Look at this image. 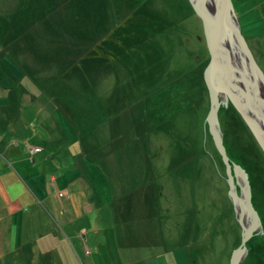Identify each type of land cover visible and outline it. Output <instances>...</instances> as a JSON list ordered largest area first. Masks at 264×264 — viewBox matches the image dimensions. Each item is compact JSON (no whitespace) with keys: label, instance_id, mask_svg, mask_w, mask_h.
I'll return each mask as SVG.
<instances>
[{"label":"rangeland","instance_id":"rangeland-1","mask_svg":"<svg viewBox=\"0 0 264 264\" xmlns=\"http://www.w3.org/2000/svg\"><path fill=\"white\" fill-rule=\"evenodd\" d=\"M25 1L0 0V15L3 13L7 16L12 15L13 29L18 30L16 33L9 32L6 23L8 19L0 21V35H5L7 38L3 41L4 44L0 38V92L5 86H9L7 92L9 97L13 96V92L18 94L21 100L15 105L24 108L25 114L31 116L29 125L24 126V129L28 131H21L20 136H23L25 132V136L32 138L31 142L44 146L43 148L34 145L19 154L29 156L28 163H31L33 157L36 164L34 169L42 170L41 188L46 187L50 190L51 196L49 201L45 203L40 201L39 205L43 210L45 206L47 207L45 213L49 221L53 223L57 237L52 238L45 245V252L49 253L46 258H42V255L41 258L38 257L39 252H43L44 249L40 246L41 243L38 245L36 240L32 246V259L25 260L27 255L29 257L30 249L20 245L18 250L23 253L19 254L16 250L18 243L13 241L9 246L6 244V237L0 235V264H176L181 262L182 258L184 263L187 260V264H227L232 249L242 243L244 237L241 234L245 231L244 227L255 229L244 242L246 250L243 252L241 263L256 264L262 259L264 264V179L260 181L252 177L251 180L254 181L249 183L251 188L249 195L238 187L235 189L233 199L229 194V186L224 182L228 176L222 175L224 167L227 168L229 165V169L234 168L236 162L254 171H259L264 165V149L253 133L242 126L237 108L234 105L229 106L228 113L231 116L229 122L235 124V128L238 125L239 132L243 133L248 145V154L243 153V150L235 149L238 154L235 158L236 162L227 161L228 165L222 163L223 160L220 162L212 147L205 148L202 144L198 123L203 112L201 110L205 105L202 107L195 105L193 110H191L193 107L185 109L184 113L175 117L172 120L173 123H170L163 131L167 134L175 130L177 133H182L183 137L189 136L192 140V148L185 144L183 147L179 145V150L183 149V153H187L186 149H192L190 152L198 158L200 166L188 165L189 163L180 166L175 162L176 157L172 155L171 149L160 145L156 148L151 138L149 139V135L155 132L161 133V131L156 128L144 130L146 116L139 105L131 107L123 104L122 112L124 113L122 117L119 116L120 120L117 118L110 125L105 123L104 127V120L100 118L95 129L91 131L88 128L92 125L80 121L76 125L73 124V131L66 134L67 139L60 138L57 132H53V128H49L51 122L49 123L43 115L47 110L45 107L48 103L47 99H51L49 101L51 108H56L58 101L60 107L63 104L73 113L78 112V117L82 116L79 109L72 108L77 105L71 104L73 101L71 96H77L87 82L81 69L72 73L70 68L75 65L71 58L72 53L61 49L62 45L68 44L73 53H77L80 48L73 49L61 33V28L66 26L68 19H76L77 12L69 10L72 3L65 0L62 4L61 1L48 3L43 10L53 16L50 20L52 28L47 33L44 26L39 25L40 27L37 26L36 29L33 25L35 31H40L35 34L31 25H29L30 31L25 27V24L29 22L25 18L26 11L21 10V7H25ZM156 1L158 2L157 9L158 6L163 8L165 4L176 6L174 1L177 2L179 22L173 21V23L179 34L185 33L184 41L190 45L187 55L192 58L195 55L199 57L193 62L196 71L183 65L173 67L175 71L181 67L184 69V73L177 71L178 80L195 84L194 90L187 91L186 88L179 90L175 102L182 98L186 100L198 93L202 94L203 91L207 94L200 72L208 65L209 60L206 58L208 54L205 43L199 38H194L202 30L200 29L202 24L196 12L194 13L193 5L189 0ZM86 2L89 5H95L100 0H86ZM123 2L125 0H120V3ZM136 3L139 4V0ZM234 6L241 30L245 35L244 38L250 42L248 46L251 49L248 56L243 54L235 57L239 64L241 62V67L243 64L246 65V70H237L234 73L237 78L235 83L245 93L246 89L251 86L252 91L256 93H253L255 97L250 98V101L257 102L259 105L263 103L264 98V0H234ZM125 7L126 5L122 4L119 9L122 10ZM110 12L111 10L104 21L108 31L96 28L91 29L90 32H81L79 29L71 30L65 27L71 33H79L80 40L87 39L84 44L90 40L92 49L88 47L90 44H87L85 48L90 50L85 56L91 65L97 66L102 51L108 50L105 41L107 39L108 43L111 42L110 25L117 20L121 22L124 19L121 12L117 11L114 15ZM172 12L173 8L162 15H171ZM63 14L68 19H60V15ZM90 19H93V15H90ZM37 21L39 22L38 19ZM93 31L94 35L91 34ZM174 31L171 33L172 36L175 35ZM33 39L38 45L36 48ZM6 41L9 42L7 45ZM18 41H21L22 45L17 44ZM36 50L39 56L35 55ZM25 55L36 57L31 58L32 63H25L27 59H24ZM53 57L55 65L43 67L44 60H50ZM216 59L225 64L219 57ZM12 61L17 65L23 63L26 72L24 73L23 69L18 67L16 68L18 72L14 74ZM233 61L234 58L231 55L229 65L234 69L236 67ZM171 67L168 65L164 68L163 74L159 72L160 76H157L155 80L158 82V87L149 84L147 80L149 72H145L141 65L132 77L124 59L102 64L100 73H97L91 81L102 90L103 94L112 96L116 95L112 91L115 83L122 82L125 84L123 90L125 96L133 98V94H140V102L144 103L156 91L161 92V89L172 83L169 71ZM27 91L33 95L32 100ZM79 98L82 100L83 95ZM160 108L158 107L156 111ZM165 121L160 120V124L163 125ZM43 122L49 126H44ZM24 123L27 124L28 121ZM108 130L114 131L113 139L118 138L117 142L120 144L117 149L114 146L115 156L109 148L113 144L104 137V134L108 135ZM143 130L147 134L145 137L142 136ZM77 134H79V141L72 144ZM141 136L143 145H145H141L140 151L136 152L138 154L131 159L128 155L130 148H133L132 144L137 142ZM9 138L6 146L10 149L18 146L21 152L22 145H16L17 143ZM154 148L157 154L155 159L147 154ZM0 158H3V155H0ZM169 159L174 164L170 168L164 166L165 161L168 162ZM90 164L98 169V176L95 178L89 171ZM150 164L157 166L156 175L159 183L154 179L146 180V182L143 180L142 176L146 177V170ZM151 168H153L152 165ZM50 176L55 181L54 183L51 182ZM139 182L145 184L143 188L137 190L139 186L136 187V185ZM71 189H80L79 191L82 192L77 202L79 218L70 209L65 214L60 213L66 221L68 215H71L68 223L53 221L48 216L50 211L70 204ZM227 200L230 202V207L226 206ZM240 201L245 209L241 207ZM248 207L250 209L247 211ZM8 234L11 236L12 232ZM254 235L257 238L252 241ZM22 249L25 250L22 251ZM169 250H174V252Z\"/></svg>","mask_w":264,"mask_h":264},{"label":"bare ground","instance_id":"bare-ground-1","mask_svg":"<svg viewBox=\"0 0 264 264\" xmlns=\"http://www.w3.org/2000/svg\"><path fill=\"white\" fill-rule=\"evenodd\" d=\"M61 1V4L64 3V0H26L25 1V7H21V10L26 11V17L28 19V24H25V27L30 31V26L31 25L33 27V25H35V28L37 29L38 27H42L44 26L47 29V33L49 32V29L52 28L51 24H50V20H52L53 16L51 14H47L43 8L45 6L48 5V3H52V2H58ZM67 2H71L74 3L77 0H65ZM117 2H119L120 4V0H100V3L102 4V9H108V10H114L113 8L116 6ZM196 3L200 4V2L198 0H196ZM230 3L231 6V16H230V20L233 23V26L237 25L240 35H242L244 43H245V47L243 48V46L239 47L237 44L234 43H230L228 45H226L224 48L218 50V55H224L222 58L224 57H228L231 56L234 58L233 64L236 68L233 69V73H236L237 70H246V65L243 64V66L241 67V62L239 64V61L235 58L236 55H243L244 52H249L251 49L249 48L248 45H250L249 41H246L244 38V34L241 30V26L239 23V17L236 13V8L234 6V0H229L228 4ZM155 4L157 5L158 2L155 0ZM189 4V3H188ZM191 7V4H189ZM219 6V5H218ZM216 5L215 3L212 2V0H206L204 2L203 5H201V8H197L198 12L200 13L201 17L202 14L206 13V15L208 17H214L215 18V13H216ZM18 12H20L19 9H17ZM12 12V11H11ZM195 13V11H194ZM197 15V13H195ZM197 17L201 20V18L197 15ZM13 17L11 16H7L6 14H1L0 15V21L1 20H11ZM90 17H88L89 19ZM37 19L39 20V22L37 21ZM60 19H68L67 17H65V14L60 15ZM203 19V18H202ZM70 22L68 24H76L78 22V26L82 29H86V24H88V26L91 28H97L98 30H104V31H108V28L104 25H100L99 22H94L93 20H86L84 18H82L81 13H77L76 14V19L71 18L68 19ZM21 21L24 22L23 18H21ZM94 22V23H93ZM202 24V21H201ZM40 25V26H39ZM110 28H112V25H110ZM128 30L122 31L120 32L121 38H122V42L125 44V46L128 47L129 43L132 40H136L135 38H138L139 35L142 33V31L137 28V27H132L129 26ZM202 28V30L200 31L199 35L197 34L196 37L194 38H199L201 39L205 44L206 48H207V59L209 60L207 64H209L212 61V57L214 56V54H211L209 46H207V42L209 45V38L211 37L210 35H207V30L205 29L204 26V21H203V25L200 27V29ZM35 29V30H36ZM117 29L116 27H113L112 30ZM143 29V34L140 36V38H138V40H140L142 42V47L143 46H148L153 44V42L147 38H145L146 36V32H145V28L142 26ZM34 30V27H33ZM34 33H40V31H35ZM152 30L149 29V33L152 36L151 33ZM61 33L62 35L68 40L69 44L71 45V47L73 49L77 48L80 44L79 40L76 37H72V36H76L71 34L66 28L65 26H63L61 28ZM220 33H223V30L220 31ZM30 35V34H29ZM72 35V36H71ZM185 35V33H184ZM29 37L32 38V36L30 35ZM162 37L161 33H157V35L154 36V38H156V42H158ZM177 38V36H175ZM0 38L2 39V43L4 44V40H7L6 37H4L3 35H0ZM101 41V40H100ZM164 44L162 45H156L154 47H152L150 50H146V51H139L138 49H134L137 50L136 52L139 53V55L141 58H143V63L147 64L149 61H152L154 63V66L157 67V71H160L163 74V70L164 68H167L168 65L172 66L171 68H169L170 70V75L172 76V80L170 82H172L173 84H176L173 86L172 83L168 84V86L164 89H161L159 91H156L154 95H152L148 100H146L144 103L142 102H138L135 98H128L127 96L124 95V93H117L116 95L112 96L110 94H103L102 90H100L99 88L96 87V85H94V83L91 81L90 78L83 76L85 78V81L87 82V84L85 83V86H83L81 88V90L79 91V94L77 96H71L72 97V102L71 104L73 105H77L79 109H81L80 111V117H76L74 115V113L70 110L67 109L66 111L64 110L61 115L58 113V109L57 108H51V104L49 101H51V99H47V102L45 104V107L47 108L46 113L43 115V117L50 123L51 122V126L53 127H49V128H53V132H57L59 137L62 139H67L66 134H68L69 132H72V123H79L80 121H83V123L88 124V125H93L95 123H97V121L101 118L104 120V127H105V123H107L108 125L112 124V122H114L117 118L119 119V116H123L122 114L124 112H122V105H129L131 107L134 106H141L142 109L146 108L145 113L146 117H145V127L144 130H147L148 128H152V129H158L159 131H161V133L159 132H155L153 135L152 133L150 135H152L150 137L149 135V139L151 138L152 144L155 145L156 148H159V145L161 147H165L168 149H171L172 155L176 157L175 162L180 164V166L183 165H196V166H200V163H198V158H196L193 154V152H190L192 149H186L185 151L187 153H183V149L179 150V145H181L182 147L186 144L189 148L191 147V138L189 136H184L182 135V133H177L175 132V130H171L169 131L167 134L165 132H163L165 129H167V127L169 126V124L173 123V119L175 117H178L180 114L184 113V110L186 109H190L193 110L195 107V105H198L200 107H202L203 105H205L204 109H202V115L199 121V127L201 130V141L203 146L206 148L207 146H210L213 148L214 152L216 153L218 159L223 160V158H226L227 161L230 162H236L235 158L238 157L237 154V150H243V153L248 154V145L245 141V137L243 136L242 132H239L238 130V125L235 128V124L230 123L229 120L231 118V116H229L228 110H229V106L230 105H234L233 102H230V97L226 96V94L224 93H219L217 94V101L218 104H214L212 103V100H214L211 97L210 94V90L208 88L209 83L208 82H214L213 79L206 75V73L208 72V68L207 66L205 67V69H203L200 73V76L202 75L206 90H207V94L203 91L202 94H197L195 96H190V98L188 99H184L182 98L180 101H176L177 96L179 95V90H184L185 88L187 89V91L190 90H194L195 88V84L190 81H181L177 79V71H179L180 73H184V69L181 67L178 70L176 69V71L173 69V67H175V65H183L186 68H193V71H196L193 62H195L196 60L199 59V57L197 55H195L193 58L187 55V49L188 47H190V45L187 43V41H184V37L180 42H175V41H169L168 38H164L163 39ZM190 43L192 45L193 42L191 39H189ZM34 42V39H33ZM9 42L6 41L5 44L7 45ZM17 44H21V41H18ZM35 48L38 46L35 44V42L33 43ZM107 45H109L108 43H105ZM30 45H31V41H30ZM153 46V45H152ZM88 47H91V44L88 45ZM92 49V48H90ZM86 52L87 51H81V52H77V53H72L71 54V58L74 60V62L78 63L77 59H83L86 58ZM114 52V50H113ZM120 50H118V55H119ZM111 53V50H107L104 49L101 53V57L104 58L106 54ZM115 53V52H114ZM167 54L166 57H162V54ZM141 54V55H140ZM37 56H39L37 54V50H36V54ZM35 55H25L24 59H26L25 63H32L33 57H36ZM146 57L150 58L146 59ZM152 57V58H151ZM77 60V61H76ZM43 61V60H42ZM45 61V62H44ZM44 62V66L46 67V65H55L54 61L55 58H51L49 59H45ZM107 62L111 63L112 61L110 59L106 60ZM17 62V61H16ZM12 69L16 72H18L16 70V68H21L23 69L24 73L26 72V68L24 67L23 63H21L20 65L14 64V62L12 61ZM240 65V66H238ZM50 67V66H49ZM238 68V69H237ZM228 69V68H226ZM201 70V69H200ZM199 70V71H200ZM175 71V72H174ZM94 73H100V71H96L94 70L92 75ZM218 77H223L222 74H219ZM189 77H187V80ZM4 79V78H3ZM150 85L154 86V87H158V82H154L151 83L149 82ZM183 84V85H182ZM40 85V84H39ZM42 86V85H40ZM120 86V85H119ZM251 91H249V93H245L246 98L248 99L246 103H248V106L245 105V107H242L243 110V114H239L238 116L240 117L241 121H242V126L246 127V129H248L249 132H252L253 135L255 136L256 139H259L261 146L264 145V108L263 106H259L258 108L257 106H255L252 101H250V98L255 97V95L253 93H256V91H252L251 87L249 88ZM76 91V89H74ZM9 91V86H5L4 89L2 90V94L7 95ZM80 95H83V99L81 100L79 98ZM105 95V96H104ZM109 95V96H108ZM263 95V94H262ZM146 99V98H145ZM262 102L264 104V98L262 99ZM250 104V105H249ZM53 105V104H52ZM241 106V105H240ZM158 107H161L160 110H157ZM61 110L62 107H60ZM165 109H168L167 111H163ZM53 112H52V111ZM100 111L102 112V114L100 113ZM238 111V110H236ZM99 112V113H98ZM55 113V114H53ZM120 113V114H119ZM169 115V116H168ZM168 116V118H166ZM50 118V121H49ZM120 120V119H119ZM118 120V121H119ZM160 120H166L165 123L163 125L160 124ZM43 121V120H42ZM248 122L251 124L253 130L255 127L258 126V130L253 132L251 126L248 124ZM44 123V122H43ZM215 125V126H214ZM44 126L48 127L49 124L44 123ZM212 126H214V129L212 128ZM47 128V129H49ZM235 128V129H233ZM142 133V136L144 135L147 136V134L144 132ZM25 132L26 129L24 130ZM52 131V130H51ZM24 132V134H25ZM114 131L112 130H108V135L104 134V137L107 139L108 142H111L113 144L112 147L110 148V152H112L115 156L116 152H114V146L117 147L120 146V144L117 142L118 138H114L115 136L114 134H112ZM23 136L19 139L21 145L24 147L26 145V141H23ZM142 136L141 138L137 139V142L133 143V150L135 152H131L129 155V158H133L136 154L138 150L140 151L139 147L141 148V145H143L142 142ZM117 137V136H116ZM57 140V139H56ZM77 140L79 141V134H77L76 138L74 139V141L72 142V144H76ZM59 141V140H57ZM41 147L44 148V146L41 145ZM146 147V146H145ZM207 150V149H206ZM148 155H151L150 157L152 158H156L157 154L155 153V148L152 152H147ZM193 154V155H192ZM119 159V158H118ZM215 159V158H214ZM191 162V163H190ZM223 163V161H222ZM152 167L154 168H151ZM166 165V167L170 168L173 167L174 164L172 163L171 159L168 160V162L165 161L164 166ZM182 165V166H183ZM236 167V172L234 170V168ZM235 167L234 168H230V170H228L227 168H223L222 171V175H227L228 178L227 180L225 179L224 182L227 183L228 185V180L231 181V183H234L235 188H238L240 186H242L244 184V182L242 181V177L244 175H246L247 177V183H253L254 180H251L252 177L259 179L260 181H262L264 179V165L261 166V168L259 169V171H254L253 169H251L250 167L247 166H243L241 163H235ZM156 169L157 166L155 164H150L148 167V170H146V177H143L144 182H146V180H155L157 183H159L157 181V175H156ZM84 170L87 171V169L84 168ZM89 171H91L93 173V177L95 178L96 176H98V169L93 166V164H90V169ZM154 171V172H152ZM231 176V178H229V175ZM129 176H131V173L129 172ZM132 178V177H129ZM250 180H249V179ZM52 183H54L53 180H51ZM144 182H139L136 187L137 190L143 188V185L145 184ZM143 183V184H142ZM135 185V183H133ZM262 185V184H261ZM250 186V185H249ZM46 188V187H44ZM43 189V194L45 192V189ZM241 188V187H240ZM251 189V188H250ZM80 190V189H79ZM79 190H74L73 192H75L76 194H81L82 192ZM42 191V190H41ZM42 193V192H41ZM46 196V195H44ZM51 193H47L46 197H50ZM226 196H227V192H226ZM228 197V196H227ZM41 195L38 193H33V199L35 200H40ZM80 200V199H79ZM228 201V200H227ZM85 205L87 203H84ZM251 204V203H250ZM226 206L230 207V202L228 201ZM222 208H225V206H222ZM215 230V229H214ZM212 233H215V231H212ZM242 236H248L247 234H241ZM236 248L238 247V245L235 246ZM232 249V252L234 249ZM172 251V253L174 252V250H169ZM231 252V254H232ZM231 257V255H230ZM182 261L184 263V259L182 258ZM263 260L260 259L256 264H263L262 262ZM179 263V262H178ZM176 263V264H178ZM182 263V262H180ZM179 263V264H180ZM187 264V260L186 263ZM227 264H230V259L227 261ZM238 264H247L246 262L243 263H238Z\"/></svg>","mask_w":264,"mask_h":264},{"label":"crops","instance_id":"crops-1","mask_svg":"<svg viewBox=\"0 0 264 264\" xmlns=\"http://www.w3.org/2000/svg\"><path fill=\"white\" fill-rule=\"evenodd\" d=\"M13 73L16 74V71L13 70ZM23 90L25 91L24 88ZM10 92L12 91L10 90ZM13 93V96L9 97L7 94L3 97L5 94L0 92V155H3V158H0V227H2L0 235L6 237V244L9 246L13 241L18 243L16 250L19 254L23 253L18 250L19 246H27V248L30 249V254L29 257L28 255L26 258L24 257L25 260L32 259V246L37 240L38 245L41 243L40 246L44 249L43 252H39L38 257L41 258L42 255V258H46L49 253L45 252V245L48 244L52 238L57 237V231L45 213L47 207L45 206V210H43L39 202L44 201L45 203V201H49L50 197L46 196L47 193H50V190L44 188L45 192L43 194V189H41L40 185L42 170L38 171L34 169L36 167L35 159L32 157L31 163H28L27 158H29V156H25V154L21 156L19 154L29 149L31 146L36 145L41 147V145L34 144L31 142L32 138L24 134L25 137H23V139L26 141V146L21 147V152L18 146L13 149L6 146V141L9 137L10 140L17 143L16 145H21L19 139L22 136H20V133L25 130L24 126H28L31 122L29 120L31 116L25 114L24 108H19L15 105L18 104V101L21 99L17 93ZM27 93L32 100L33 95H31V92L27 91ZM25 121H28V123L25 124ZM6 155L8 156L6 157ZM14 159H16V162L13 161ZM52 177L54 176L52 175ZM73 191L74 189H71L69 192L72 199L69 198L70 204L68 206L64 205L62 207L63 209L57 208L56 210L53 209L50 211L48 216L51 217L53 221L68 223L71 219V215H68V220L66 221V218L61 216L60 213L63 212L65 214L70 209L75 216L79 218L80 215L78 214L77 202L82 196V193L76 194ZM33 193L40 194L42 198L38 201L33 199ZM80 231H82L81 228ZM8 232H12V235L10 236ZM23 250L25 249H22V251ZM181 262L182 263H179L184 264L183 261Z\"/></svg>","mask_w":264,"mask_h":264},{"label":"trees","instance_id":"trees-1","mask_svg":"<svg viewBox=\"0 0 264 264\" xmlns=\"http://www.w3.org/2000/svg\"><path fill=\"white\" fill-rule=\"evenodd\" d=\"M137 1L138 0H125V2L120 3V4H119V2H117L116 6L113 8L114 10H111V12H110L112 15H114L115 12L118 11V12H121L124 16L123 21L120 22L117 20L111 24L112 28L116 27L117 29L112 30V28H110V32H111L110 33V35H111L110 41L111 42L108 43L107 39H106L107 42L105 41V43L109 44L108 50H111V53L106 54L104 58L101 57V59L97 63V66L89 64L87 61L88 58L79 59L78 63L75 62V65L71 66L70 69H71L72 73H75L77 70L81 69L83 76H87L90 73L87 77L92 80L97 75V73H94L92 75L93 71L94 70L99 71L102 64L109 63L106 61L107 59H110L112 62L117 61L119 59H124L125 65L128 66V68L130 70L129 74H131V76L135 75V71L137 73V71L141 65L143 67V69H145V72L146 71L149 72V74H147V76H148L147 80H149V82H151V83L156 82L155 81V80H157L156 77L160 76V73H159L160 71H157V67L154 66V63L152 61H149L147 64L143 63V58H141L140 56L138 57L137 55H139V53H137L136 52L137 50H134V49H138L139 51L150 50L152 47H154L158 44L159 45L164 44V41H163L164 38H168L169 41H175V42L181 43V40L184 37V33L179 34L178 30H176L175 24L173 23V21L179 22L178 7H177L178 5H177V2L173 0L176 3V6H168L169 4H165L163 8L158 6V9H157V6L155 4V0H139V4L136 3ZM122 4H125L126 7L124 9L120 10L119 6H121ZM102 8L103 7H102V4L100 2H97L95 5H89L86 2V0H77L74 3H72V5L68 9L69 10L71 9L72 12H77V13L80 12L82 15V18H84L86 20H91L90 18L88 19V17H90V15H93L94 22H96V18H97V22H99L100 25H104L106 15L110 10L102 9ZM172 8H173V12L171 15H167V16L162 15V13H166L168 11H171ZM69 22L70 21L68 20L65 27L66 28L69 27V28H71V30L79 29L81 32L82 31L90 32L91 29H96V28H91V26L89 27L88 24H86V29L84 30V29L80 28L77 25V23L76 24H68ZM6 23H7V26L9 28V32L16 33L18 31L17 29H13V26H14L13 18L11 20H7ZM129 26L137 27L142 31V33L139 35L138 38H140V36L143 34V29H142V26H143L145 28V32L147 33L145 38L151 40L153 42V44L142 47V42L140 40H138V38H135L136 40H132L129 43L128 47L125 46V44L122 42L123 40L121 38L120 32L128 30ZM149 29L152 30L151 31L152 36L149 33ZM172 31L175 32L174 36H172V34H171ZM157 33L162 34V37L158 42H156V38H154V36L157 35ZM71 34L76 35V36H72V35L71 36L76 37L80 42V44L78 46V47H80L78 49V52L90 50V49L85 48V46L87 44L91 43L90 40L86 44H84V42L87 41V39L80 40L79 33H77V32L71 33ZM91 34L94 35V31ZM175 36H177V38ZM4 37H5V35H4ZM61 49L66 50L68 53H73V51L71 50V48L69 47L68 44H65V46L62 45ZM113 50L115 53L113 52ZM118 50H120L119 55H118ZM161 56L166 57L167 54L163 53ZM146 59L151 60L148 57H146ZM130 66L132 67L131 69H130ZM94 85H96V84H94ZM124 85L125 84L122 82H119V81L116 82L112 88L113 94L114 93L115 94L124 93L123 92V90L125 88ZM133 96H134L133 98H135L138 102L141 101L139 99V98H141L140 94H133ZM58 104H59V102L57 101L56 108H58V113L61 115V113L64 110L66 111L68 108H67V106L62 104L63 110H61L60 106ZM72 108L79 109L78 106H72ZM79 110H81V109H79ZM143 110L145 113L146 108H144ZM100 113L102 114L101 111H100ZM74 115L76 117H78V112H75ZM145 116H146V114H145ZM73 124L76 125L78 123H72L71 126H74ZM96 125H97V123L93 124L92 126H90L88 128V130L89 131L94 130L95 129L94 127ZM131 152H135L133 150V148H130V153Z\"/></svg>","mask_w":264,"mask_h":264},{"label":"water","instance_id":"water-1","mask_svg":"<svg viewBox=\"0 0 264 264\" xmlns=\"http://www.w3.org/2000/svg\"><path fill=\"white\" fill-rule=\"evenodd\" d=\"M189 1L193 5V8L195 12L197 13V15L201 18L202 25L204 21V26H205V29L207 30V35L211 34V37H208L209 45L207 42V46H209L210 52L211 54H214V56L212 57V61L207 66L209 73H206V75L210 76L214 81L212 83L208 82L209 83L208 88L210 90L211 97L214 99L212 100V103L218 104V101H217L218 92L224 93L226 94V96L230 97V102H233L234 106L237 108L239 113L242 114L244 118H246L245 115L243 114L242 107H245V105L248 106V103H246L247 100H246L245 92L239 85L235 83V80H237V78L235 77L233 73V68H231L229 65L230 56L222 58L224 55H220V54L218 55V50L224 48L226 45L230 43L237 44L239 47L243 46V48L246 46L242 35H240L237 25L233 26V23L230 20L231 6H230V3L228 4L229 0H212V2L215 3L217 7L215 18L212 16L208 17L206 13L202 14V17H201L200 13L198 12L197 8H201V5H203L206 0H198L200 4L196 3V0H189ZM221 30H223V33H220ZM244 55L248 56L249 52L247 51L244 52ZM216 57H219V59L225 62V64L217 60ZM219 74H222L223 77H218ZM246 91L247 93H249V91L251 90L246 89ZM252 103L258 107L257 102L252 101ZM259 106H263L264 108L263 103H260ZM248 124L251 126L249 122ZM214 126H212L213 129H214ZM254 130L257 131L258 126L255 127ZM254 130L253 132H255ZM262 148L264 149V145H262ZM223 162L226 165H228L226 158H223ZM233 167H235V165ZM227 169L230 170L229 165L227 166ZM234 170L236 172V167L234 168ZM228 175H229V178H231L230 174ZM242 181L244 182V184L240 187L248 193L250 186L247 183L246 175L242 177ZM228 186L230 188L229 194L234 199L235 189H236L234 186V183H231V181L228 180ZM247 195H249V193ZM240 204H241V207L245 209V206L242 205L241 201H240ZM249 209L250 208L248 207L246 210L248 211ZM244 228H245V231L243 233L247 234L248 236H243L244 238L242 239L241 245L233 250L231 257H230V264H238L241 262L243 258V252L246 250L244 242L246 241L247 238L251 236L252 231L255 229L254 227H250L249 229H247L246 227Z\"/></svg>","mask_w":264,"mask_h":264},{"label":"flooded vegetation","instance_id":"flooded-vegetation-1","mask_svg":"<svg viewBox=\"0 0 264 264\" xmlns=\"http://www.w3.org/2000/svg\"><path fill=\"white\" fill-rule=\"evenodd\" d=\"M258 236H259V235H258ZM256 238H257V237L254 235V236L252 237V241H253V240H256Z\"/></svg>","mask_w":264,"mask_h":264}]
</instances>
